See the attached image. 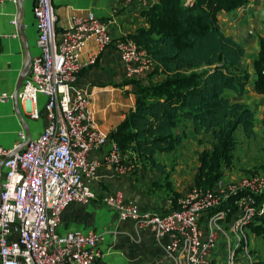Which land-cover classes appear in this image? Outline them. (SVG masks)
I'll return each instance as SVG.
<instances>
[{"label": "built area", "instance_id": "obj_1", "mask_svg": "<svg viewBox=\"0 0 264 264\" xmlns=\"http://www.w3.org/2000/svg\"><path fill=\"white\" fill-rule=\"evenodd\" d=\"M7 1L19 3L0 0ZM33 13L40 53L25 68L17 100L33 119H39L38 98L44 95L48 122L34 138L19 131L13 147L0 145L5 170L0 184V264H109L100 247L103 234L95 230L62 233L59 227L70 204L86 205L97 197L92 181L103 162L120 173L130 171L118 143L96 119L91 92L76 86L79 60L88 41L96 43L90 64L114 42L111 19L91 12L77 15L59 33L53 0H34ZM12 23L17 25V18ZM116 45L127 77L139 78L156 70L157 62L133 38L124 36ZM13 98L14 94L0 95L2 102ZM107 145L101 159L94 156ZM263 195L264 175L258 173L226 185L220 179L212 190L196 187L180 200L179 208L167 213L143 211L139 203L126 202L121 189L108 191L103 200L119 219L139 229L149 228L157 237H170L167 250L178 254L184 264L206 263L217 244L218 218L229 214L233 206L229 229L239 241L228 264H235L245 228L264 213ZM204 213H211L207 233L201 225ZM247 244L246 255L251 256Z\"/></svg>", "mask_w": 264, "mask_h": 264}, {"label": "crops", "instance_id": "obj_2", "mask_svg": "<svg viewBox=\"0 0 264 264\" xmlns=\"http://www.w3.org/2000/svg\"><path fill=\"white\" fill-rule=\"evenodd\" d=\"M243 1L237 7L218 10L217 19L222 32L245 47V56L250 52L246 46L256 50L248 70L252 80L243 94L233 90H226L225 94L231 102L244 103L256 110L257 123L254 138L246 137L242 128L236 131L239 144L232 166L224 170L221 178L225 185L240 179L247 168L255 165L254 159L259 154L258 145L262 141L261 137L264 138V93H259L254 84V64L258 58L260 40L264 38V0ZM53 3L59 33L69 28L72 18L77 15L91 12L111 19L109 30L114 42L102 51L94 64H90L96 43L88 41L79 60L81 68L76 73V86L85 87L91 92L96 119L100 127L110 135L134 107L137 98V85L125 75L116 43L120 38L150 26L149 19L142 11L156 3V0L146 4H130L126 0H53ZM33 5L34 0L0 2V95L15 93L28 62L40 53L36 42ZM14 18L18 20L17 25L12 23ZM158 72L154 78L162 81L166 73L162 70ZM143 77H139V80ZM45 103L46 97L40 95L38 107L41 116L33 119L15 98L0 101V145L13 147L19 131H25L32 138L38 136L48 122ZM183 130H186L187 136L180 145L170 152H157L155 155L165 170L151 167L135 153L124 154L130 167L127 173H120L114 166L103 162L92 181L97 197L86 205L70 204L62 213L59 231L95 230L103 234L100 247L103 260L109 264H184L178 254L167 250L170 237H157L149 228L139 229L132 222L119 219L116 211L103 200L108 191L121 189L126 202L133 200L139 203L143 211L167 213L177 209L180 200L196 188L199 156L208 147L199 143L201 136L195 133L192 120L179 122L175 131L182 133ZM108 147L94 152V156L101 159ZM4 174V167L0 163V184ZM210 214L204 213L201 216L205 233ZM230 219V214L218 218L217 244L208 254L205 264H228L230 254L239 241L236 234L230 232ZM253 224L245 228V238L242 239L241 247L237 248L235 264H255L264 259V238L252 230ZM246 241L252 257L246 255ZM254 251L257 257L253 256Z\"/></svg>", "mask_w": 264, "mask_h": 264}, {"label": "trees", "instance_id": "obj_3", "mask_svg": "<svg viewBox=\"0 0 264 264\" xmlns=\"http://www.w3.org/2000/svg\"><path fill=\"white\" fill-rule=\"evenodd\" d=\"M243 2L194 0L186 4L183 0H159L142 11L150 26L129 37L146 48L157 62L156 70L165 72L166 77L157 83L137 85L134 107L110 134L123 154L135 153L151 167L165 170L155 155L170 152L183 142L186 130L177 133L175 129L181 120L189 119L201 136L200 144L205 143L204 136L210 139V146L199 156L196 187L212 190L218 185L224 170L233 164L239 144L236 131L242 128L246 137L254 138L257 123L256 110L231 102L225 94L226 90L243 94L252 80L242 66L245 47L224 34L217 19L218 10ZM254 68L256 90L264 93V38ZM260 170L250 167L245 174ZM231 208L230 215L235 211ZM252 230L264 238V213ZM255 264H264V259Z\"/></svg>", "mask_w": 264, "mask_h": 264}, {"label": "rangeland", "instance_id": "obj_4", "mask_svg": "<svg viewBox=\"0 0 264 264\" xmlns=\"http://www.w3.org/2000/svg\"><path fill=\"white\" fill-rule=\"evenodd\" d=\"M149 1H151L153 3L154 0H148L146 3H149ZM157 1H159V0H156V3H157ZM183 1H185V0H183ZM140 3L146 4L144 2H140ZM130 4H133V3H130ZM246 48L250 52L245 56V58H243L244 59V62L242 63V66L244 68H246L247 70H249V67L252 66L253 59H254V57L256 55V50H254L253 47L252 46H249V45L246 46ZM158 71H159L158 69L155 70L153 73L146 75L145 78L143 77L141 80H139V78H132V83L140 86V84H145V85L147 84L148 85V84H153V83L160 82L159 79L156 80V78H154V75L155 74H157V73L159 74ZM138 86H137L136 92L138 90ZM261 138H262L261 139L262 141L258 145V153L259 154H258V156L256 158V160H258V161L256 162V160H255V162L257 163L256 165H258V166L255 165L254 167H251V168L252 169H254V168H260L261 169L260 170V173L264 175V138L263 137H261ZM204 141H205L204 146H208L209 147L210 146V139H209V137L204 136ZM256 149H257V146H256ZM238 153L240 154L241 152L239 151ZM241 155H242V153H241ZM245 175H247V174H245ZM262 202L263 201L261 200L259 203L261 204ZM259 220H260V215L254 221V223L257 222V221H259ZM207 229H208V227H207ZM255 253H256L255 251L252 252L253 256L256 255ZM256 257H257V255H256Z\"/></svg>", "mask_w": 264, "mask_h": 264}, {"label": "water", "instance_id": "obj_5", "mask_svg": "<svg viewBox=\"0 0 264 264\" xmlns=\"http://www.w3.org/2000/svg\"><path fill=\"white\" fill-rule=\"evenodd\" d=\"M23 78H24V76L22 75L21 79L19 80V83H18L17 89H16V91H15V93H14V97H15L17 103H18V100H17V93H18V90H19V88H20V86H21V84H22Z\"/></svg>", "mask_w": 264, "mask_h": 264}]
</instances>
